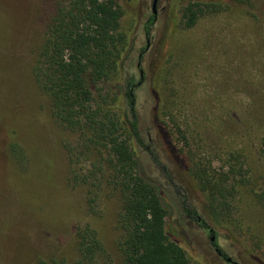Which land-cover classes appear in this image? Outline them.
Returning <instances> with one entry per match:
<instances>
[{"label":"rangeland","instance_id":"rangeland-1","mask_svg":"<svg viewBox=\"0 0 264 264\" xmlns=\"http://www.w3.org/2000/svg\"><path fill=\"white\" fill-rule=\"evenodd\" d=\"M58 1L0 0V264H35L40 257L81 264L77 234L86 226L102 244L93 264H124L119 196L106 182L94 188L82 180L95 156L71 162V144L79 135L54 118L38 85V51ZM190 1L199 0H158L154 14L153 0H119L128 46L119 76L98 88L115 98L129 80L140 81L138 64L146 48L145 78L136 91L143 135L156 146L157 123H166L172 133L176 120L190 140L185 145L171 136L176 146H185V166L193 160L219 173V180L230 162L243 168L245 179L228 182L236 190L223 213L206 204L185 171L172 177L216 230L227 254L240 264H264V204L258 198L264 189V0H254L256 7L248 11L237 7L205 15L185 28L182 10ZM158 64L162 107L155 112L151 72ZM11 143L23 148V163L11 157ZM142 158L146 174L163 186L170 238L192 264H227L214 253L209 234L186 214L164 172ZM109 171L105 167V179Z\"/></svg>","mask_w":264,"mask_h":264},{"label":"trees","instance_id":"trees-1","mask_svg":"<svg viewBox=\"0 0 264 264\" xmlns=\"http://www.w3.org/2000/svg\"><path fill=\"white\" fill-rule=\"evenodd\" d=\"M237 7L248 11L256 4L254 0L190 1L182 10L181 23L185 28H193L205 15ZM260 7L264 10V1ZM124 14L119 0H59L38 51L35 68L38 85L51 101L54 118L79 135L76 145L71 144V162L95 156L90 174H85L82 180L94 188L106 182L119 196L122 203L119 247L124 264H192L185 250L167 232L168 211L163 202V186L146 174L142 156L146 155L153 166L164 172L173 189L181 195L186 214L207 231L211 225L196 205L189 202L172 172L189 174L193 188L202 194L206 204L220 212L225 209V200L236 190L228 182L238 176L242 181L246 172L238 163L230 162L224 171L225 179L219 180V173L202 168L193 160L189 167L185 166V146L183 149L176 146L171 136L172 133L177 135L178 141L185 145L190 140L173 116L175 129L170 133L166 123L156 121L155 113L158 145L145 138L136 93L145 78L142 56L138 64L140 81L129 80L122 87L120 97L115 94L112 98L98 88L113 82L123 66V54L128 46L127 36L121 29ZM155 19L153 14L146 24L148 36ZM145 51L146 48L142 54ZM151 73L157 102L155 112H158L162 107L157 92L162 66L158 64ZM261 146L264 149V136ZM9 147L11 157L23 163V148L18 143H11ZM231 156L236 158L234 152ZM105 167L110 170L106 179ZM258 198L264 204V189ZM77 239L81 264H93L102 250L96 232L86 226L78 231ZM35 264L61 263L55 258L40 257Z\"/></svg>","mask_w":264,"mask_h":264},{"label":"flooded vegetation","instance_id":"flooded-vegetation-1","mask_svg":"<svg viewBox=\"0 0 264 264\" xmlns=\"http://www.w3.org/2000/svg\"><path fill=\"white\" fill-rule=\"evenodd\" d=\"M197 225L200 226L198 223H197ZM211 229L208 230V231L205 230V229H203V230H205L209 234V238H210V242H211L212 248L214 250V253L217 255L218 259L221 260V261L226 262L227 264H240L238 261H236L233 257H231L229 254H227L224 251V249L221 247V245H220V243H219V241L217 239L216 230L212 226H211Z\"/></svg>","mask_w":264,"mask_h":264},{"label":"water","instance_id":"water-1","mask_svg":"<svg viewBox=\"0 0 264 264\" xmlns=\"http://www.w3.org/2000/svg\"><path fill=\"white\" fill-rule=\"evenodd\" d=\"M158 0H153L152 8H153V13H156V5H157Z\"/></svg>","mask_w":264,"mask_h":264}]
</instances>
